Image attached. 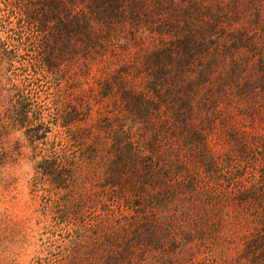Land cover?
<instances>
[{
    "label": "trees",
    "instance_id": "16d2710c",
    "mask_svg": "<svg viewBox=\"0 0 264 264\" xmlns=\"http://www.w3.org/2000/svg\"><path fill=\"white\" fill-rule=\"evenodd\" d=\"M19 133L34 264H264V0H0Z\"/></svg>",
    "mask_w": 264,
    "mask_h": 264
},
{
    "label": "rangeland",
    "instance_id": "374dc122",
    "mask_svg": "<svg viewBox=\"0 0 264 264\" xmlns=\"http://www.w3.org/2000/svg\"><path fill=\"white\" fill-rule=\"evenodd\" d=\"M239 111L248 113L245 107ZM19 136L26 144L24 154L17 160L12 155L0 161V264H34L37 257L46 253L42 206L32 186L35 161L28 141L21 133Z\"/></svg>",
    "mask_w": 264,
    "mask_h": 264
}]
</instances>
